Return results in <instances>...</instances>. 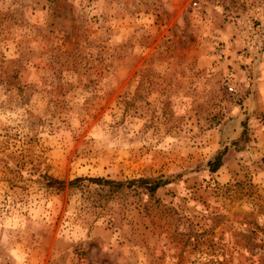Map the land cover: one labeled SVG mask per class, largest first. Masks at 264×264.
<instances>
[{
    "label": "rangeland",
    "instance_id": "rangeland-1",
    "mask_svg": "<svg viewBox=\"0 0 264 264\" xmlns=\"http://www.w3.org/2000/svg\"><path fill=\"white\" fill-rule=\"evenodd\" d=\"M241 2L0 0V264H264V48L212 52Z\"/></svg>",
    "mask_w": 264,
    "mask_h": 264
},
{
    "label": "built area",
    "instance_id": "built-area-1",
    "mask_svg": "<svg viewBox=\"0 0 264 264\" xmlns=\"http://www.w3.org/2000/svg\"><path fill=\"white\" fill-rule=\"evenodd\" d=\"M245 6V18L239 21L238 17L230 15L233 10L227 9L228 20L236 26L235 37L225 41H216L212 52L220 58H224L232 68L234 63L238 67L248 68L252 59L260 49L264 47V0H242ZM229 71L225 78V86L230 93H237L239 88L237 81Z\"/></svg>",
    "mask_w": 264,
    "mask_h": 264
},
{
    "label": "trees",
    "instance_id": "trees-1",
    "mask_svg": "<svg viewBox=\"0 0 264 264\" xmlns=\"http://www.w3.org/2000/svg\"><path fill=\"white\" fill-rule=\"evenodd\" d=\"M220 162H221V153H218L214 160L209 161V170L211 171H216L218 169V167L220 166ZM46 182L45 184L47 186H56V187H62L66 184H74L76 182L82 181V180H88L89 182H94L96 184H102V185H116V186H120L123 184L122 181H117V180H113V179H107V178H103V177H89V176H78L75 177L71 180H68L67 182H65V180L60 179V178H56V177H52V176H46ZM134 181H140V182H144L146 183V185L148 186V191L150 194H152L159 186L164 185L165 183H167V180H162L161 178H154V177H140V178H136V179H132L130 180L128 183H133Z\"/></svg>",
    "mask_w": 264,
    "mask_h": 264
},
{
    "label": "crops",
    "instance_id": "crops-1",
    "mask_svg": "<svg viewBox=\"0 0 264 264\" xmlns=\"http://www.w3.org/2000/svg\"><path fill=\"white\" fill-rule=\"evenodd\" d=\"M225 27H227V24H225ZM231 33H237L235 26L233 27ZM257 56L258 57L255 62L254 72L249 79L251 92L249 96L246 97V100H244V103L252 102L253 106H255L257 109L261 108L264 111V49L260 53H258ZM233 65L234 68L236 67L235 70L238 74L244 73L243 70L237 67V63H234ZM239 75L242 76V74Z\"/></svg>",
    "mask_w": 264,
    "mask_h": 264
}]
</instances>
